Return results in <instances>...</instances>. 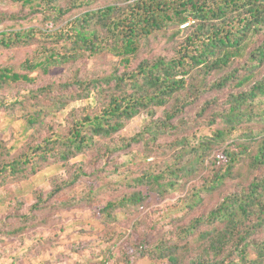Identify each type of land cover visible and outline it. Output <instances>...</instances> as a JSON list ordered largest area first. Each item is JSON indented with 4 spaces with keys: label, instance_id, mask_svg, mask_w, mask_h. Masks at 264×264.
Masks as SVG:
<instances>
[{
    "label": "trees",
    "instance_id": "16d2710c",
    "mask_svg": "<svg viewBox=\"0 0 264 264\" xmlns=\"http://www.w3.org/2000/svg\"><path fill=\"white\" fill-rule=\"evenodd\" d=\"M5 1L27 14L0 11V49L29 47L32 53L17 67L0 65V89L84 58L115 61L110 73L85 79L76 74L71 81L31 89L29 96L7 105L14 109L33 101L27 130L48 126L47 117L70 100L102 101L98 109L90 104L81 114L74 110L65 128L51 126L41 142L11 160L5 156L18 146L16 140L0 139V187L93 149L100 138L114 136L145 112L150 122L145 118L126 144L108 150L140 143L151 149L164 138L173 155L159 170L143 155L146 165L127 180L131 191L107 201L100 213L115 221L118 209L134 213L147 206L151 193L166 197L186 191V206L204 211L181 226L178 240L163 239L146 250L143 245L136 256L167 264H264V0ZM159 36L172 44L167 54L150 45ZM144 51L149 54L130 67ZM227 89L222 101L212 96ZM48 97L49 104L40 103ZM202 98L199 113L208 131L169 142L167 136L178 128L173 119ZM162 107L164 117L154 120ZM83 175L80 168L53 193ZM92 192L89 200L96 195ZM213 193L220 197L208 207ZM40 202L33 204L37 212H29L31 218L21 216L18 228L0 219V241L38 228Z\"/></svg>",
    "mask_w": 264,
    "mask_h": 264
},
{
    "label": "rangeland",
    "instance_id": "374dc122",
    "mask_svg": "<svg viewBox=\"0 0 264 264\" xmlns=\"http://www.w3.org/2000/svg\"><path fill=\"white\" fill-rule=\"evenodd\" d=\"M3 10L18 12L20 15L27 14L21 6L0 0V11ZM28 21L27 18L24 23ZM150 45L154 52L167 54V49L172 44L167 43L164 36H159L152 38ZM31 53L32 48L29 47L0 49V65L17 67L25 56ZM147 54L149 53L142 52L131 61L130 67H135ZM114 61L111 56L105 60L84 58L75 64L53 68L47 74L33 72L30 74L32 80L0 89V139L7 144L16 140L18 145L5 158L11 160L26 151L29 145L41 142L51 133V126L55 130L65 128L74 110L81 114L90 104L98 109L102 101L94 97L70 100L63 109H57L47 117L48 126L36 125L27 130L24 129L27 114L35 110L33 101L29 99L26 107L14 109L7 106L10 102L29 96L31 89L51 82L71 81L76 74L85 79L110 73ZM61 91L62 89L55 95ZM228 92L227 89L212 96H218L222 101ZM205 99L202 98L200 102L186 107L179 119H173L178 128L167 136L169 142L178 137L190 139L208 131L205 116L199 113ZM49 102L50 97L42 98L40 101L43 105ZM164 110V107L158 108L153 119L163 118ZM145 118L147 121L148 114L143 112L130 120L114 136L100 138L93 149L65 163H50L36 174L0 187V197L3 198V201L0 199L2 201L0 219L6 225L9 223L18 228L24 223L21 216L34 211L33 204L41 201L39 208H42L38 216L41 221L38 228L28 231L20 238H5L4 241H0V264H167L166 260H154L147 255L136 256L135 253L143 245L146 246L144 248L146 250L163 239H171L173 242L178 240L181 226L188 223L195 214L204 211L203 206L193 210L186 206V191H178L166 197L151 193V201L147 206L134 213L118 209L115 212V221H110L104 213H100V209L107 201L131 191L127 180L137 174L139 165H146V162L142 163L141 160L143 155L150 156L147 162H156L154 167L157 170L165 166V160L173 155L164 138L151 149L143 147L140 143L111 152L108 150L107 146L118 148L126 144V138L142 129L146 123ZM122 139L125 140L122 142ZM173 161L172 157L168 162ZM80 168L84 171L82 177L74 184L53 193L59 184L73 178ZM91 191L96 195L89 200L88 195ZM219 197L218 193L208 196L207 199L211 198L208 207ZM29 216L32 217L31 214ZM29 224L32 225L27 223L29 227Z\"/></svg>",
    "mask_w": 264,
    "mask_h": 264
}]
</instances>
